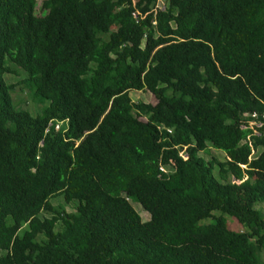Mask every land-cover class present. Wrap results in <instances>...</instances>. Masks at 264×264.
Returning <instances> with one entry per match:
<instances>
[{
	"label": "trees",
	"instance_id": "16d2710c",
	"mask_svg": "<svg viewBox=\"0 0 264 264\" xmlns=\"http://www.w3.org/2000/svg\"><path fill=\"white\" fill-rule=\"evenodd\" d=\"M165 1L0 0V264H264V0Z\"/></svg>",
	"mask_w": 264,
	"mask_h": 264
},
{
	"label": "rangeland",
	"instance_id": "374dc122",
	"mask_svg": "<svg viewBox=\"0 0 264 264\" xmlns=\"http://www.w3.org/2000/svg\"><path fill=\"white\" fill-rule=\"evenodd\" d=\"M165 0H158L157 7L159 9H163V6L165 5ZM6 81L10 84H14L17 81V78L12 76H7ZM130 97L133 102H143L145 104H156L155 97L148 91H131ZM13 102L15 105L22 110L28 111L33 117H36L37 114L40 113L42 105L38 104L34 98H32L31 94L28 90L20 91L16 89V92L13 94ZM141 120H144V118H141ZM253 129V126L252 128ZM254 134L256 131H253ZM262 149L258 148L253 151V157H255ZM210 154L220 161L224 160V154L220 151L216 150H210ZM203 155V154H202ZM217 173V171H215ZM256 178L264 179V176L256 175ZM228 182H233L238 184V182H235L232 178L227 179ZM232 196L235 200L240 201L245 199V195L237 190H234L232 193ZM51 204L53 206H63V208L66 210V212L73 213L75 211V204H66L63 200L62 196H56L53 199L50 200ZM131 205L133 209L138 213V215L141 217L142 221H148L149 220V214L145 212L142 207L138 203L131 202ZM255 209L260 211L262 216L264 217V204H257L255 205ZM214 216L219 217L221 216V223L226 226L229 230L235 231V232H246V230L239 225L233 218H231L228 215H221L219 212H214ZM211 220H203L200 222V224H208ZM21 233V232H20ZM259 257L261 260H264V250L261 254H259Z\"/></svg>",
	"mask_w": 264,
	"mask_h": 264
},
{
	"label": "built area",
	"instance_id": "2783aa9c",
	"mask_svg": "<svg viewBox=\"0 0 264 264\" xmlns=\"http://www.w3.org/2000/svg\"><path fill=\"white\" fill-rule=\"evenodd\" d=\"M251 117H252V119L253 120H255V121H252V122H250L249 123V126H250V128H252V126L254 127V126H256V127H260L261 125H262V123H256V121H258V116H257V114H252L251 115ZM262 119H264V115L262 116ZM55 129L56 130H58L59 129V125H56L55 126ZM48 130H46V132H47ZM180 156L183 158V159H186L187 158V155L184 153V152H181L180 153ZM160 171L162 172V173H167L168 172V170H167V168L166 167H160Z\"/></svg>",
	"mask_w": 264,
	"mask_h": 264
},
{
	"label": "clouds",
	"instance_id": "9594fccd",
	"mask_svg": "<svg viewBox=\"0 0 264 264\" xmlns=\"http://www.w3.org/2000/svg\"><path fill=\"white\" fill-rule=\"evenodd\" d=\"M153 24H154V23H153ZM57 125H59V128H60V124H57ZM46 130H48V129H46ZM55 130H56V129H55ZM47 132H48V131H47ZM168 132H170V131H168ZM181 152H184V153H185V151L182 150V151L179 152V155H180ZM185 154H186V153H185ZM186 155H187V154H186ZM186 159H187V158H186ZM161 167H166L168 171H169V168H170L169 166H161ZM159 170H160V169H159Z\"/></svg>",
	"mask_w": 264,
	"mask_h": 264
}]
</instances>
